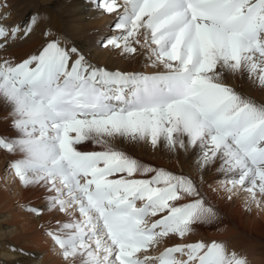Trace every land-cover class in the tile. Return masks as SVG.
Wrapping results in <instances>:
<instances>
[{"label":"snow or ice","instance_id":"6c2138e0","mask_svg":"<svg viewBox=\"0 0 264 264\" xmlns=\"http://www.w3.org/2000/svg\"><path fill=\"white\" fill-rule=\"evenodd\" d=\"M97 6L116 14L119 35L108 45L124 54L139 45L165 70L108 71L83 55L73 60L76 48L55 40L21 62L0 60V100L11 106L19 133L0 137V148L20 154L11 168L22 185L45 187L48 207L69 217L47 235L69 264H246L215 241L141 255L173 235L186 237L216 213L193 178L164 170L133 178L141 165L113 141L199 149L198 169L218 164L229 191L245 190L259 204L264 105L222 81L225 73L248 74L264 87V0H101ZM33 24L35 17L23 32L0 24V48L28 35ZM89 141L102 150L78 149Z\"/></svg>","mask_w":264,"mask_h":264},{"label":"bare ground","instance_id":"6f19581e","mask_svg":"<svg viewBox=\"0 0 264 264\" xmlns=\"http://www.w3.org/2000/svg\"><path fill=\"white\" fill-rule=\"evenodd\" d=\"M119 2L122 3V0H119ZM12 3H10L9 5H11ZM98 4V0H42L40 3L41 6L47 7L49 10H52L59 19V27L57 26L58 30L55 31L56 34H54L53 36L58 40L59 45L66 49H71L73 47L76 48L77 52L72 55L73 60L76 59L77 55H83L85 59L93 66L104 68L108 71H120L122 73H153L164 71L165 69L162 65H153L151 63L149 57L145 54V49L140 48V53L136 55L124 54L121 49L107 44V41L111 39L112 36L102 35V38L100 37L101 39H103L105 48L102 47V44L100 45L98 41H94V36L102 32L104 25L106 23L110 24L111 20H114L116 18V16H114L116 15L115 13L106 12L102 7H98ZM18 6L19 4L17 5V7ZM0 13L2 12L0 11ZM33 14L34 11L32 10V8L26 9L24 15H22L23 17L19 19L21 21L20 23L24 25L27 24L32 18ZM5 16L6 14L2 19H0V24H9L11 26L12 23L9 22L10 18L8 16ZM37 31L38 32L33 31L26 36L18 35L16 39L8 41L7 45L4 48H0L1 54L16 58H19L20 56L22 58L19 59L22 60L23 55H25L26 53L30 52L31 50L37 51V49L40 48V45L45 42L48 43L50 38L48 34L46 35V33H44V31ZM21 32H23V25L21 27ZM111 34L119 35V32L115 31L111 32ZM84 35H89V38H85ZM87 40L89 43L87 42ZM36 51H34V53ZM29 57L30 56L27 55L24 58L26 59ZM132 63L134 65H132ZM222 82L232 87L237 93L241 94L242 96L250 98L256 104L264 105V87H262L255 78L250 79L248 74L231 75L225 73ZM113 142L115 143L114 145L116 147H121L122 152H126V155L128 152L130 154L133 153L138 157L161 163L172 172L181 170L183 176L193 178L197 183L200 195L204 198L207 204H209L214 209V211H216V204L222 200L224 194H221L220 191H217L212 183H217L218 181L216 180H221L222 182L226 178L224 174L220 173L217 170L219 167L218 164L205 170L198 169L196 160L199 149L194 150L192 148H188L187 151H185L184 149L170 151L162 142L157 146H153L150 142H131L129 140L119 138ZM87 144L88 143H86L85 145L93 150H102L101 146L99 145L93 143L90 145ZM4 151L7 150L4 149ZM190 151H192L194 154H191ZM188 153L192 155L189 159ZM221 184L217 183L215 185H217L221 189L226 190V188L222 187ZM229 187L230 186H228V188ZM232 190L240 191V194L246 193L243 199H245L247 203L252 202V205L258 204L257 202L250 199L249 193L247 191L241 190L239 188H233ZM31 193H33V188L22 190V193L20 194L30 195ZM6 195L7 193H2L1 197L5 198ZM22 198L24 197L22 196ZM262 198L264 197H261L260 200ZM186 202H188L187 198L179 201V203L181 204ZM140 203L141 201L138 202V204ZM4 209L5 207H3V201L0 199V216L2 215L1 213L7 215V218L3 217L2 219H0V227L3 226L2 223L4 221H10L12 216V214L10 215L8 213H4ZM238 214L240 215V210ZM34 216L37 220L42 222H45V220L48 219H53V221L56 222H64L69 220V217L66 214L50 208L46 212H43V214H41V212H39V214L35 212ZM156 218L157 217H149V220H154ZM208 224L209 221L198 222L192 226V228L195 229V232L192 230V232L189 233V239L191 243L199 241L200 238V241L206 244L210 241H215L223 244L225 246L226 252L235 253L238 257L245 259L246 264H264L263 223H259L258 221L251 219L247 220L245 225H241L239 229L234 228L235 230L230 227V225H232L230 224L228 225V229L220 230L214 235L213 233H207L204 230L205 225ZM249 226H257L259 229H244ZM28 229L29 228L26 224L20 225V230L22 231L23 236L28 231ZM252 236L257 237L258 239H253ZM12 237L14 236L12 235ZM12 237L9 241L8 237H3V234L0 232V264H33L30 263L33 258L31 253H34L37 248L35 249L34 245H32L31 243L28 244L25 237L21 240H16L15 237ZM160 243V246H155L156 250H159L164 246L174 245V243L168 244L164 240H162ZM22 245L24 249L21 253H18V251H14V246H17V250H19L22 248ZM48 261L49 259H47V257H42V262L40 264H46ZM75 263H79V261H76Z\"/></svg>","mask_w":264,"mask_h":264},{"label":"rangeland","instance_id":"374dc122","mask_svg":"<svg viewBox=\"0 0 264 264\" xmlns=\"http://www.w3.org/2000/svg\"><path fill=\"white\" fill-rule=\"evenodd\" d=\"M41 1L40 0L39 1L38 0H0V11L6 14L5 17L8 16L10 18L9 22L12 23V25L15 24V25H20L22 27V25L24 26V24L20 23L21 21L19 19L23 17L22 15H24L26 9L32 8V10L34 11L32 18L35 17V24L31 25L32 30L34 29L33 30L34 32H38L37 30L41 32L44 31L46 35L48 34L50 37L48 41L49 43L53 40L55 41L57 40L53 36L54 34H56L55 31L58 30L59 19L57 18V16L54 14L52 10H49L47 7L41 6L40 5ZM98 2L101 3V0H98ZM10 3L12 4L9 5ZM18 4L19 6L17 7ZM32 18L29 20L27 24L31 22ZM115 22H116V18L114 20H111L110 24L106 23L104 25V28L102 29V32L94 36L93 38L94 41L95 42L98 41V43L100 45L102 44V47L105 48L104 42H103V39H101L102 38L101 36L103 35V36L113 37L114 34H111V32L118 31L114 28ZM8 26L10 25L8 24ZM32 30L30 33L33 32ZM84 37L89 38V35H84ZM0 39H4V38H0ZM46 45H47V42L42 43L40 45V48L37 49V51L31 50L33 53L30 51L26 53L25 55H23L22 60L19 59V58H22L20 56L19 58L10 57V56L1 54L0 52V60L7 59V60H10L12 63H18V62L23 61L25 59L24 57H26L27 55L28 56H32L35 54L38 55L40 51ZM133 46L137 48V52L135 53V55L140 53V46L139 45H133ZM34 51L36 52L34 53ZM132 65L134 64L132 63ZM11 112H12L11 107L9 105H6L3 102V100H0V137L12 138V137H16L19 135L17 130L12 127V122H13L14 117L11 115ZM86 143H88L87 145L92 144L91 141L82 143L81 145L77 146L78 149L80 151H85V152L100 151V150H93L87 147L85 145ZM116 148L122 151L121 147H116ZM190 153L194 154L192 151H190ZM190 153H188V159L192 156ZM127 155L135 159L141 165V171H138L137 173H135L133 178L148 179L152 175H154L157 170H164L176 176L178 175L183 176L181 170H176L172 172L170 169L166 168L165 165L158 163L156 161L146 159V158H141V157L136 156L133 153L130 154L129 152L127 153ZM19 158H20V154L9 153L8 151H4L3 148H0V199L3 201V207H5L4 213H8L10 215L12 214L13 217H16V218H13L11 216L10 221L8 222L4 221L2 223L3 226L0 227V232L3 234V237H8L9 241L11 240L12 235L15 237L16 240H21L22 238L25 237L28 244L31 243L32 245H34L35 249L37 248L36 251H34V253H31L33 258L30 263L40 264L42 262V257H45V258L47 257L49 261L46 264H69V261H66L60 254V250L58 246L55 245L53 241L51 240L50 236L47 235L48 231L55 230L59 226L58 223L56 221H53V219L45 220V222L39 221L34 216L35 212L31 210V209H39L41 214H43V212H46L49 209L47 197L50 195V193L43 186L33 185L34 187L30 186V187L25 188L20 182L19 178L17 176L15 178V175H14L15 172L11 168V162ZM143 168H148L150 169V171L143 172L142 170ZM216 181H218L217 182L218 184L222 183L221 180H216ZM217 183H212V184L213 186H215V189L217 191H220L221 194H224V196L222 200L216 204L217 209L215 208L216 209L215 217L209 221L208 225H205L204 230L207 233L211 232L214 235L220 230L228 229V225L230 224H232L230 225V227H232L233 229L234 228L239 229L241 225H245L247 220H251V219H254L258 221L259 223L264 224V206H262L264 205L263 203L264 198L260 200L259 204L252 205L251 204L252 202L247 203L246 200L243 199L246 193L240 194V191H233V190L229 191L228 186L226 184H221V186L225 187L226 190L221 189L220 187L215 185ZM31 188H33V193H31L30 195L20 194L22 193V190H28ZM2 193H7L5 198L1 197ZM22 196L25 199L22 198ZM239 210H240V215L238 214ZM1 214L2 215L0 216V219H2L3 217L7 218L6 214L5 215L3 213ZM21 224H26L27 227L29 228L24 236L22 235V231L20 230ZM244 229L258 230L259 228L257 226H249ZM193 231L195 232V229H193ZM252 237L253 239H258L255 236H252ZM200 240L201 238L199 239V241ZM164 241H166L168 244L187 243V242L191 243L189 239V234H187L186 237L184 238H180L178 236L173 235L170 238L164 239ZM160 245L161 243L155 246L158 247ZM21 247H22L21 249L17 250L18 247L14 246V251H18V253H21L22 250L24 249L23 245ZM75 264H79V263H75Z\"/></svg>","mask_w":264,"mask_h":264}]
</instances>
